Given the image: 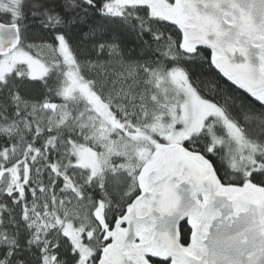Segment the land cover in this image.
<instances>
[{
  "label": "snow or ice",
  "instance_id": "1",
  "mask_svg": "<svg viewBox=\"0 0 264 264\" xmlns=\"http://www.w3.org/2000/svg\"><path fill=\"white\" fill-rule=\"evenodd\" d=\"M0 264H264V0H0Z\"/></svg>",
  "mask_w": 264,
  "mask_h": 264
}]
</instances>
